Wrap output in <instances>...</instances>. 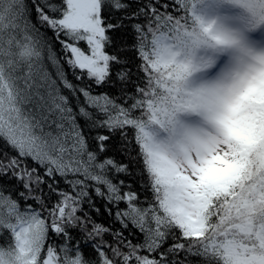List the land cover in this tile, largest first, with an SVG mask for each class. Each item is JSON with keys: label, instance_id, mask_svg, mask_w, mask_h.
Listing matches in <instances>:
<instances>
[{"label": "snow or ice", "instance_id": "snow-or-ice-1", "mask_svg": "<svg viewBox=\"0 0 264 264\" xmlns=\"http://www.w3.org/2000/svg\"><path fill=\"white\" fill-rule=\"evenodd\" d=\"M0 264H264V0H0Z\"/></svg>", "mask_w": 264, "mask_h": 264}, {"label": "trees", "instance_id": "trees-1", "mask_svg": "<svg viewBox=\"0 0 264 264\" xmlns=\"http://www.w3.org/2000/svg\"><path fill=\"white\" fill-rule=\"evenodd\" d=\"M58 50H59V45H57V51ZM65 69L67 70V65H65ZM68 79L73 80V82H75L74 77H72V75H71V72H68ZM93 195H94V193H93ZM97 204L99 206L102 204V202L99 201V199H97ZM98 219H100V218H98Z\"/></svg>", "mask_w": 264, "mask_h": 264}]
</instances>
